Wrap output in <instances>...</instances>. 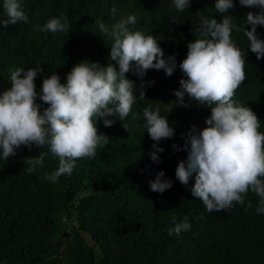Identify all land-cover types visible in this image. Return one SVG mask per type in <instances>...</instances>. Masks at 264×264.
<instances>
[{"label": "trees", "instance_id": "obj_1", "mask_svg": "<svg viewBox=\"0 0 264 264\" xmlns=\"http://www.w3.org/2000/svg\"><path fill=\"white\" fill-rule=\"evenodd\" d=\"M216 2L191 0L190 8L180 12L173 0H20L28 22L7 28L0 23V95L11 87L12 68L40 66L43 72L35 79L39 94L44 78L56 73L66 84L67 74L80 62L115 64L110 61L113 41L96 21L111 29L128 15L137 20L129 25L131 31L154 36L164 58L175 56L177 63L171 77L163 69H149L143 77L126 74L134 81L137 97L129 116L123 121L108 117L116 120L112 127L96 121L98 134L109 137V143L99 145L94 158L78 159L71 176H61L57 183L45 179L59 163L47 145L31 151L22 145L17 155L0 159V264H264V213H257L259 197L251 189L244 204L233 202L229 209L210 213L190 191L194 176L187 186L175 176L178 163L188 157L182 134L192 126L203 130L210 116L206 106L192 102L182 107L174 95L185 78L179 64L187 56V45L199 35L194 30L197 13L218 22L232 15L235 23L246 25L248 12H259L233 0L235 7L220 14ZM3 3L0 0V21L7 18ZM61 14L69 21L66 33L33 30ZM257 34L264 40V26L257 27ZM231 38L243 53L246 74L233 99L256 113L264 133V59L251 52L243 32L233 30ZM142 83L144 100L139 99ZM36 102L41 113L49 106ZM149 103H160L161 116L174 129L172 138L159 142L164 149L158 153L159 163L151 159L157 142L147 133L143 117ZM174 144L180 150H174ZM43 152L48 153L43 166L29 173L25 159ZM160 171L173 185L162 194L152 192L149 183ZM172 216L178 222L187 218L191 228L169 236Z\"/></svg>", "mask_w": 264, "mask_h": 264}, {"label": "clouds", "instance_id": "obj_2", "mask_svg": "<svg viewBox=\"0 0 264 264\" xmlns=\"http://www.w3.org/2000/svg\"><path fill=\"white\" fill-rule=\"evenodd\" d=\"M173 3L180 12L191 6V0H173ZM239 4L259 9V12H248L246 25L235 23L232 15H224L218 22L202 12L197 13L199 22L194 30L199 35L187 45V56L179 64L185 78L174 92L182 107L195 102L198 107L210 109L205 121L207 127L201 130L192 126L182 134L186 138L184 150L188 151V157L178 163L175 171L176 179L185 186L194 176L190 191L210 213L229 209L233 202L244 204L249 189L259 197L257 213H264V133L259 131L256 113L233 99L246 74L243 53L231 38L233 30L243 32L251 52L258 60L264 59V40L257 34V27L264 26V0H239ZM234 7L233 0H217L215 11L226 14ZM3 9L7 18L0 23L4 28L18 21L28 22L20 0H4ZM136 22L135 15H128L109 29L96 21L100 32L113 41L110 61L115 64L109 62L102 67L99 63L80 62L67 74L66 84L53 73L43 79L42 92L38 94L35 79L43 72L40 66L10 69L11 87L0 95V159L17 155L22 145L29 151L33 146L47 145L59 163L45 179L57 183L61 176L72 175L78 159L94 158L97 147L109 143V137L98 134L96 121L103 120L105 127H112L116 120L108 117L123 121L129 116L137 97L134 81L126 74L132 71L143 77L149 69H163L171 77L177 68L176 57L165 59L164 50L154 36L129 29ZM69 27L66 14H61L43 27L35 25L33 30L66 33ZM143 89L142 83L140 100L145 99ZM186 96L188 103H185ZM37 99L49 105L42 113ZM143 117L147 133L157 142L152 145L151 159L159 163L158 153L164 151L159 142L172 138L174 129L161 116L160 103L144 107ZM172 147L180 150L175 144ZM47 154L26 158L27 171L32 173L43 166ZM149 183L152 192L161 194L173 186L164 171ZM247 206L250 208L251 202ZM171 220L174 227L167 229L169 236H178L191 228L187 218L178 222L172 216Z\"/></svg>", "mask_w": 264, "mask_h": 264}, {"label": "rangeland", "instance_id": "obj_3", "mask_svg": "<svg viewBox=\"0 0 264 264\" xmlns=\"http://www.w3.org/2000/svg\"><path fill=\"white\" fill-rule=\"evenodd\" d=\"M6 90H7V89H6ZM6 90H5V91H6ZM3 92H4V91H3Z\"/></svg>", "mask_w": 264, "mask_h": 264}]
</instances>
